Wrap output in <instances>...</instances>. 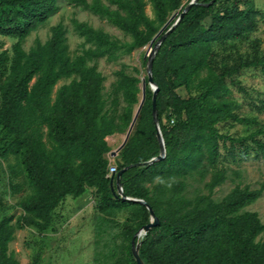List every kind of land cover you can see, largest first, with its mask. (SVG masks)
Returning <instances> with one entry per match:
<instances>
[{
  "label": "trees",
  "instance_id": "1",
  "mask_svg": "<svg viewBox=\"0 0 264 264\" xmlns=\"http://www.w3.org/2000/svg\"><path fill=\"white\" fill-rule=\"evenodd\" d=\"M70 1L106 19L132 41L75 20L76 32L95 49L73 60L67 28L60 23L48 41L37 40L26 51V40L59 11V0H0V36L16 40L11 58L0 55V158L15 156L13 177H25L32 188L19 203L23 214L16 227L47 232L53 213L68 197L77 199L95 189L103 212L117 208L134 214L135 225L125 228L130 244L117 264H137L131 244L135 236L145 264H264V224L257 213L243 212L263 196L264 181L257 189L237 185L224 199H214L216 189L235 173L232 165L252 154L264 156V124L238 113L228 84L231 80L244 91L237 79L241 72L264 71V58L245 61L233 53L237 42L257 31L260 12L249 4L242 9L241 0L222 11L216 9L220 0H200L160 46L153 77L167 157L129 169L121 178L126 196L146 201L160 221L140 238L151 216L145 206L114 194L107 139L127 133L140 104L142 80L122 71L107 91L105 77L88 61L150 45L169 18L176 12L179 18L190 2L149 0L156 16L152 20L147 0H106L108 5L103 0ZM72 78L55 94L61 81ZM180 89L187 97L177 93ZM152 102L147 86L135 131L115 160L117 174L160 155ZM230 125L250 130L246 135L224 132ZM195 179L203 187L191 192L188 182ZM12 188L14 193L24 190L22 184ZM12 222H0V264H19L9 254L16 230Z\"/></svg>",
  "mask_w": 264,
  "mask_h": 264
},
{
  "label": "rangeland",
  "instance_id": "2",
  "mask_svg": "<svg viewBox=\"0 0 264 264\" xmlns=\"http://www.w3.org/2000/svg\"><path fill=\"white\" fill-rule=\"evenodd\" d=\"M192 0H183L182 5ZM238 0H220L216 6L219 11L225 10ZM90 3L93 0H89ZM105 4H109L103 0ZM147 14L155 20L153 4L147 0ZM240 7L245 8L249 4L260 12L258 16V29L248 36L247 39L237 42L233 53L239 54L248 60H261L264 58V0H241ZM59 11L53 15L37 31L33 32L26 40L24 48L29 51L37 40L45 43L51 37L52 28L62 23L66 26L68 34V45L73 60L82 56L85 51L95 46L88 43L86 38L76 32L73 21L77 20L87 23L96 30L103 31L125 42H131L132 38L113 26L106 19H102L90 11L76 7L70 0H59ZM115 9V7H112ZM247 8V7H246ZM178 12L174 13L167 24L161 29V34L176 23ZM0 55L4 52V58L12 57V46L15 39L0 36ZM150 45L137 49L128 55H116L109 59L107 57L88 61L89 67H96L105 77L107 91L119 80V73L124 71L127 74L137 76L141 80L147 78V60ZM137 69L139 72H136ZM61 81L56 89L70 84L73 80ZM240 85L232 86L231 80L228 84L232 90V98L239 106L238 113L244 118L257 119L264 124V71L262 68L244 69L237 77ZM142 87V83H141ZM182 97H187L184 89L177 90ZM142 93L140 95V98ZM224 132L246 135L249 133L248 126H227ZM126 134H116L110 137V143L114 148H119ZM109 157V156H108ZM110 158V157H109ZM250 160H243L240 165H232L235 173H231L229 180L216 189L214 199L220 201L229 195L237 185L250 186L257 189L264 181V156L259 159L252 154ZM115 158L111 159V165L118 167ZM17 164L15 156L8 159L0 158V194L3 200V207H0V222L4 218H13L12 225L16 228L14 240L9 244V254L19 264H117L122 258L123 252L130 244L125 233L127 226L135 225L134 214L130 210L114 208L108 212L101 209V201L95 189H90L85 195L74 199L68 197L59 208L53 213L52 225L47 232H40L35 228L19 230L16 227L18 218L23 214L19 203L32 194V188L26 183L23 176L14 178L12 167ZM22 184L24 190L14 193L13 186ZM203 187L196 179L188 182V189L194 192L197 188ZM116 190V187H115ZM243 212L257 213L264 224V194L254 204ZM142 232V230H141ZM140 232V233H141ZM139 233V234H140ZM264 240V235L260 237Z\"/></svg>",
  "mask_w": 264,
  "mask_h": 264
},
{
  "label": "water",
  "instance_id": "3",
  "mask_svg": "<svg viewBox=\"0 0 264 264\" xmlns=\"http://www.w3.org/2000/svg\"><path fill=\"white\" fill-rule=\"evenodd\" d=\"M199 1L200 0H192L189 3L188 7L182 12L181 16L177 19L176 23L173 24V26L168 30V32L160 40H158V38L161 34V32H160L154 38V40L151 42V44H150V52L151 53L146 56L147 79L148 80L146 78H144L142 80V96H141L140 104L136 110L133 121H132V123H131V125H130L127 133H126L125 140H124L123 144L116 151L111 152L112 158H117L119 156L120 152L128 144L131 136L133 135V133L135 131V128H136V125L139 121L141 112H142L144 105L146 103L147 86H149V88L153 92V102H152L153 103V115H154V120H155V124H156V129H157V137H158V141H159V145H160V155L158 157L153 158L152 160H150L148 162L132 165L128 168H125L120 173H118L116 175V190L114 189V184L112 183V189H113L114 194L116 195L117 198H120L123 202L135 203V204L145 206L147 208V210L149 211L150 216H151V222L142 229V233H144L145 235L147 233H149L151 229L159 226L160 221H159L158 217L156 216L152 207L146 201L140 200V199H135V198H130V197L126 196V194L124 193L123 186H122L121 178H122V175L124 174V172L128 171L129 169H132L135 167H141V166H143V167L151 166L157 162L163 161L167 157L166 143H165V140H164L161 128H160V121L158 119L157 100H158L159 88H158L157 84L155 83V80L153 77V68H154L155 57L158 53L160 46L165 41L167 36L170 35L178 27V25L183 20L185 15L192 9L193 6L197 5L199 3ZM215 1L216 0H214L211 4H213ZM137 237L138 236H135L132 240V243H131L132 244V254H133V257L136 260L137 264H145L141 258V255H140L141 242H137Z\"/></svg>",
  "mask_w": 264,
  "mask_h": 264
},
{
  "label": "built area",
  "instance_id": "4",
  "mask_svg": "<svg viewBox=\"0 0 264 264\" xmlns=\"http://www.w3.org/2000/svg\"><path fill=\"white\" fill-rule=\"evenodd\" d=\"M117 172H118L117 167L116 166H111L110 169H109L108 177L109 178H114L117 175ZM139 236H140V238H143L145 236V234L141 232Z\"/></svg>",
  "mask_w": 264,
  "mask_h": 264
},
{
  "label": "crops",
  "instance_id": "5",
  "mask_svg": "<svg viewBox=\"0 0 264 264\" xmlns=\"http://www.w3.org/2000/svg\"><path fill=\"white\" fill-rule=\"evenodd\" d=\"M108 143H109V146L112 148V152L113 151H116L117 149L113 147V145L110 143V137L107 139ZM110 157V161L112 159V156H111V153L108 155ZM114 159V158H113ZM116 159V158H115Z\"/></svg>",
  "mask_w": 264,
  "mask_h": 264
}]
</instances>
